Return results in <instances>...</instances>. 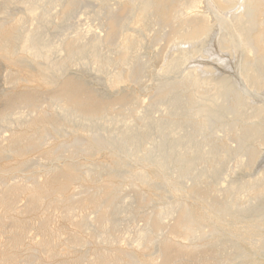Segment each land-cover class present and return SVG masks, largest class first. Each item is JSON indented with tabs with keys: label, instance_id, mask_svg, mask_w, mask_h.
<instances>
[{
	"label": "bare ground",
	"instance_id": "bare-ground-1",
	"mask_svg": "<svg viewBox=\"0 0 264 264\" xmlns=\"http://www.w3.org/2000/svg\"><path fill=\"white\" fill-rule=\"evenodd\" d=\"M1 1V7L9 5L8 7L10 8V4H22L23 7L25 5L26 16L32 18V21L35 19L33 22L31 20V22L29 21L31 25L32 23L34 24L36 18L39 17V19H43V22L45 21L44 23L47 21L51 27V22H48L50 18L49 10H52V13H54L53 11L57 10L55 9L57 5H61L64 10H67L70 5L78 0ZM98 1L105 2L107 0ZM202 5L205 7L201 8ZM59 6H57V8H59ZM4 7L2 8L4 12H6L7 10ZM8 7L7 9H9ZM49 7L51 9H49ZM1 14H3L4 17L6 16V19L0 17V57L24 68L32 66L34 68L33 70L39 73L45 84L57 90L53 96L45 100L48 101L50 107L56 105L55 108H53L55 112L56 107L59 108L58 106H60V112L53 113L41 111L32 94L8 97L7 107L0 116V126L9 123L7 118L14 115L15 112L13 113L11 110L18 101L32 108L35 116L28 120L27 117V119L25 117H20L17 113L18 116L16 115L17 117L14 119V122L17 124L15 125L17 127H25L26 131H31V133L25 134L15 132L9 139L8 145L2 146L0 143V153L25 154L34 146L41 145L45 143L46 140L48 141L51 133L58 134L61 132L68 118L75 119L76 124L72 131L77 135V138L71 143L65 144L49 153V156L56 160L67 158L69 162L63 168H51L47 172V178L44 182L33 179L31 186H9L8 184L0 186V206L3 207L4 211H13L15 209V200L18 193L23 192L29 196V204L26 208L27 211L42 209L47 204L60 205L64 209L65 220L70 221L78 231L86 230L87 228L86 232H88V226L91 223L88 218L86 220L82 217V219L73 221L72 215L74 214L73 210L76 206L86 207L93 205L96 216L102 219L103 222L96 229L92 228L95 230L92 231L91 239H95L97 242L100 240L109 245H114L115 233L119 232L118 228L120 227L118 226L119 224L121 225L119 222L130 219L129 216H133L134 213L133 207L131 209V207L129 208V206H125L124 204L122 205V207H125L124 209H119L121 204L119 208H117L118 210L115 209V203L119 199V193L121 192H118L114 180L126 177L129 179V183L133 188L142 186L151 190V196L141 194L137 199L144 202L147 206L151 207V205H153L158 208L154 214L149 212L152 215H148L145 228L136 232V240L134 239L132 242L136 243V245L143 250H150L152 247L157 248V252H159L160 256L164 259L163 264H232L235 262H242L249 259L251 256H255L246 251L243 245L245 243L249 244L251 249L256 250V252L260 249H263L262 252H264V235L262 234L264 232V203L263 206L261 205V207L256 210H254L252 204L249 206L245 205L247 208H244V210V204L242 206V203L239 204L238 201L241 194H247L249 198H251L250 201L262 199V196H264V166L259 169V173L252 183H229L224 188H217L216 186L219 184H216V182L207 183V177L198 169V166L202 164L211 165L213 167L217 160L221 161V159L228 160V163H231L234 159L236 161V163L235 161L234 163L238 164L239 167H243L244 162L248 163L251 167H255L261 159L262 148H264V100H247L242 93H246L248 90L255 94L254 96L257 95L258 98L261 96L262 98L260 97V99H264V0H120L115 9L106 7L95 14L97 18L102 20L103 24H101L104 26L103 28L106 29V35H104V38H101V36L95 37L89 44L83 42L85 38L82 34H76L75 37L70 38L74 33L69 35L70 33L68 32V38L66 33H64L67 27H64V32L58 27L57 31H61L58 33H60L61 36H59L62 38H56L58 37L57 33L54 37L58 39V41L50 44L48 40L54 39L50 35L47 41L41 38L40 32H42L43 36L44 34H48L45 29L48 24L45 26L41 20H37L38 22L35 23L38 25L36 26L38 30L30 31L32 25L31 29H26L28 32L24 31V33L19 34L15 30L18 21L15 19L7 20V16L9 15L8 11V15L6 13L5 15L4 13ZM56 15L58 14L56 13ZM17 19H19V17ZM49 21L51 20L49 19ZM19 22H21V19H19ZM42 23L45 28L42 26ZM41 26L44 29L39 28ZM134 27L138 29L135 30L140 33V38H134L131 34L130 30L132 31ZM157 27L160 30V33H157L158 35L155 30ZM22 29L25 30V26L22 27ZM43 30L46 33H43ZM62 32L65 35H63ZM154 33L155 35H153ZM94 35L97 34L94 33ZM211 35H214V38H216L215 43L218 47L215 46L219 50L217 53L219 54V52H221L222 55H227L232 59V63H234L233 60L236 61L235 66L238 69L236 73L239 72V78H241L242 84L244 83L245 89H247L244 92L237 89V81L235 80L236 83L234 82L236 76L232 77V79L228 76L229 79H231L230 81L227 79V75L215 72V74L220 73L227 77L224 78L222 75L223 78L219 76L220 78L217 79L213 76L214 67L211 68L207 66L208 64L201 69L200 76L193 71L186 73V76L181 78L182 80L176 78V80L178 79L179 81H173V79L171 81V78H169L170 76H167L168 74L172 75V73H180L179 71L177 72L178 65L185 58L194 57L201 52L204 53L203 51H206V53L211 52V49L208 50L204 48L205 45L207 46L209 44L204 45V43H207L205 42L206 39ZM146 37L158 41H166L169 46L171 45V47H174L173 49H175L174 51L177 55L176 57H174V55L167 61L163 57L164 62L167 63L162 69V75L168 77L167 81L164 79L165 82L161 84H159V81L158 87L156 83L155 88L157 94L155 96L156 99H154L153 104H151L152 107L150 106V108L148 105L146 109L147 113L143 112L141 116L139 114L140 117L137 119L142 123H146V121L150 119H148L149 115L146 117L145 114L151 111L150 114L152 115L153 106L160 105V102L167 99L173 92L178 94L176 90L182 87L183 89H179V91H183V95L180 91L182 96L180 97L178 95V97H176L178 100H174L175 102L169 103V105L166 106L167 110L170 109L172 118L166 119L163 117L153 122L154 128L160 133V140H164V134L167 128L173 129L172 134L176 135L178 132L182 131L185 126L189 127L190 125H194V128L196 127V131L201 134L202 138L200 141L188 139L184 144V148H182L179 141L171 140L168 150H146L145 147L142 151L137 150L138 144L149 137L146 130L139 127L135 131L122 117L121 119L119 117V119H108V112L113 109L115 106L114 103H109L107 97L98 95L88 84L79 83L77 79L73 77H63V75L65 76L66 70L71 69V66L76 64L80 65L82 69L84 66L90 64L95 71L99 73L109 67L120 66L122 68L120 72L109 75L106 78L105 81L109 88L115 89L119 84L126 81L135 82L142 68L134 65L133 62L137 60V57L132 56L131 50L134 47L137 49V46L140 45L142 40ZM118 40L119 43L114 45V42ZM211 43L213 44V41ZM211 43L209 44L210 46ZM102 45L108 47L105 46V48L108 49H105L107 52L105 50V53L99 52L98 49ZM112 46H114L115 49L111 48ZM183 46H187V48ZM168 49H166V51H168ZM62 52H65V55H60L59 59L57 56L56 59L58 61L55 62L56 59L53 60L55 63L51 62L50 59V61L46 62L48 65H46V63H43L44 65L42 64L43 60L41 59L49 60L50 54L59 55V53ZM110 52H115L116 57H110L112 56ZM206 53L204 55H206ZM217 53L214 54L217 55ZM25 55L31 56V59L29 58L31 60L30 62L25 58ZM212 56L213 52L211 54V57ZM227 56L225 58H227ZM223 57L217 59L215 56L214 58L216 61H221L222 63L220 62V64L225 68L226 66L229 68L230 62L226 61L225 64V58ZM229 58L228 60H231ZM216 61L214 60L213 62L217 63ZM49 62L51 63L49 64ZM217 70L219 69L215 71ZM223 71L225 70L223 69ZM201 74L203 75L201 76ZM236 75L238 77V74ZM168 79L170 81H168ZM9 80H12L11 76H9ZM139 80L140 79H138V81ZM233 82L236 85H234ZM13 83L15 84V82ZM207 88H209V90ZM153 90L155 91L154 88ZM205 93H208L206 97H204ZM124 99L125 97L121 96L116 105L124 110V113H127L126 111L131 112V107H126ZM169 101L170 99L165 101L166 105ZM171 101H173V99ZM199 102L200 105L198 104ZM122 103H124V105H122ZM182 105L185 106L183 109L186 115V119L183 122L181 121L183 124L185 123L184 125L178 122V119L182 118L180 116ZM166 115L168 116V113ZM185 115L183 114L184 117ZM142 123H140V125ZM147 125H150V123ZM111 126H115L114 130L116 128L118 129L114 133L109 134L108 130L109 128L112 129ZM14 129H16V127ZM220 133L224 135L223 137L232 138L234 142L237 143L238 149L236 148L237 152L235 151L236 153L234 155L232 154L234 152H232V150L234 149H230V146L224 143L221 146L215 144L209 145V140L212 137L211 135L214 136L215 143L216 140H221L220 138H222V135ZM191 135H193V133ZM209 136H211L210 139ZM225 140L228 139L225 138ZM226 142L227 144L231 143H228V141ZM121 147L123 148L122 150H120ZM105 150L109 151L113 160L117 158L119 165L123 168L120 174L112 175L108 163H101L93 169L83 172H81L75 164L76 159L79 157H92L94 154ZM197 153L199 154L198 156L196 155ZM193 156L195 158H193ZM231 157L232 159H230ZM222 163L221 161V165L223 166ZM217 165V167H213V171H218L220 169V163ZM238 165H235V168L236 166L238 168ZM146 168L153 169L154 174L150 175L145 170ZM221 171L220 173L223 175V169ZM208 175H210V173H208ZM104 178H106L105 182H103ZM60 179L69 182L64 184L65 186L77 180H89L93 182L95 186L91 190L85 189V196L81 200L68 201L64 199L61 193V189L65 188L64 185L54 188V184L59 182ZM184 180L188 182L189 180L190 182L192 181L193 186L191 188L185 187L183 185ZM187 181L186 183H188ZM222 193L228 195L230 198L229 201L223 204L217 201L218 196L223 195ZM164 195L170 196V198H168L170 200L172 199V201L167 206H161L162 208H160L158 203H161V205L163 204L159 201ZM244 197L246 198V195ZM185 198L192 199L191 204L186 203L184 200ZM245 198L243 201L246 203L247 200L245 201ZM131 199L133 198L129 200ZM182 199L184 201H182ZM262 200H264V197ZM132 203L131 206H134ZM126 207H128V209H126ZM239 207H242V209L240 208L239 210ZM175 214V226L173 227V231L180 234L188 245L182 244L183 241L180 243L179 239H177L179 243L175 242L176 240L173 241L171 238L165 240L158 239V232L162 228L163 219ZM121 216H124L125 219L122 217V221L117 223V219ZM4 217H0V229H2L5 224ZM244 220H247L246 224L244 226H238L239 222ZM41 225L46 227L47 222L43 220ZM21 229L22 227L17 226L10 230L9 235L11 236V242L9 243V249L15 248L20 243L24 234ZM204 229L208 230L203 232L202 230ZM227 234H231L233 237L232 239H234L233 245V241H231V244L228 243V245H232L229 246L233 254L231 260L224 258L223 255L226 254H209L200 251L201 248H212L213 246L215 247V245H222L223 241L221 238ZM206 239L213 241L211 245L204 243ZM65 240H67L68 245L67 251L63 254L64 256L77 252L78 247L83 248L91 241L76 237L74 234ZM56 242L55 235L52 232L47 233L46 237L38 242L36 248H31L29 250V253L22 263L38 264L39 252H44L48 258L52 259L56 256ZM220 247L221 246H219V248ZM222 247L224 251L222 253H225L226 247ZM216 248H218V246H216ZM85 251H83V253ZM92 258L91 260L89 259L87 264L138 263L135 254L114 249L99 251ZM19 261L20 260H18V262ZM58 264L67 263L62 262Z\"/></svg>",
	"mask_w": 264,
	"mask_h": 264
},
{
	"label": "rangeland",
	"instance_id": "rangeland-1",
	"mask_svg": "<svg viewBox=\"0 0 264 264\" xmlns=\"http://www.w3.org/2000/svg\"><path fill=\"white\" fill-rule=\"evenodd\" d=\"M119 1L120 0H107L105 2H99L98 0H78L75 3H73L72 5H70L67 8V10H64L61 5L60 6L57 5V6H59V8H57V6H56L55 9H57V10L59 9L58 12H57V10H55V11H53L54 13H52V10L51 11L49 10V12H50V14H49L50 18L49 19L51 21H49V19H48V22H51V27H50L49 23H47V21H46V23H44L45 21L43 22V19H41V18L39 19V17L36 18V22H34V24L32 23V25H33L32 26L30 23L32 21V18H30L29 16H26V11H25L26 6L24 5V7H23L22 4H15V5L10 4V8L8 7L9 5H7L6 7L2 6L8 11L9 15L7 14V11L4 12V9L0 6V17L1 18L4 17L3 14H1V13H4V15L6 13L8 15L7 20L15 19L16 21H18L16 23L15 30L19 34L24 33V31H27L26 29H31V26H32V29L30 31L38 30V27L36 29V26H38V25H36L35 23L38 22L37 20H41L45 24V26H46V24H48L46 26L47 28H45V26L42 23V26H44V28L46 29V32L48 34L47 35L44 34V36H43L42 32H40L41 38L45 39L47 41V39L50 35L52 38H54V39L48 40V42L50 44H53L56 41H58V39H55L54 36H56V34L61 29H62L61 31H63V30L65 31V29H66V31L65 32L63 31V32L66 33L67 37L74 33L72 35V37L70 36V38L75 37L76 34H82L85 38L83 42L84 43L86 42L85 44H89L90 42L93 41V39L95 37L101 36V38H104L105 37L104 35H106V29L103 28L104 26L102 25L103 24L102 20L97 18L95 16V14L97 12H99L100 10L105 9L106 7L115 9L117 7ZM7 7L9 9H7ZM51 7H53V6H51ZM202 7L204 8L205 6L202 5L201 8ZM49 9H51V8L49 7ZM53 10H54V8H53ZM61 11L64 13H62ZM56 13L58 15H56ZM12 15L14 16V18ZM16 17L17 18L19 17V19H21V22H19V19H17ZM2 19H6V16ZM41 21H39V22H41ZM38 24H41V23H38ZM100 24L102 25V27ZM24 26H25V30L22 29V27H24ZM42 26L39 28L44 29ZM54 27H56V28H54ZM58 27H60V30L57 31ZM64 27H67V28L64 29ZM52 28H54V29H52ZM135 29H137V28L134 27V28H132V31L130 30L131 34L134 36V38H140V33L137 31L138 29L137 30H135ZM155 30H156V34L160 33V30L158 27L155 28ZM46 32L43 30V33H46ZM68 32L70 33L69 35L67 34ZM64 33H63V35H65ZM92 33H93V35H92ZM94 33L97 35H94ZM59 35H60V33H58V35H57L58 37H56V38L61 39L62 37L60 38L61 35L60 36ZM153 35H155V33ZM148 38H150V37H146L144 40H142V43L137 46V49H136V47H134L131 50L132 56L137 57V60L133 62L134 65H137L139 68L140 67L142 68V71L138 74L135 82L134 81H126V82L119 84L115 89L109 88V86L106 84L105 80L109 75H113L115 73L120 72L122 69L120 66H112V67H109L108 69H105L104 71L99 73V72H96L95 69L93 68V66L90 64L87 66H84L83 69L80 65L76 64L74 66H71L72 67V68L70 67L71 69L66 70L65 76L63 75V77L64 78L73 77V78H76L79 83L88 84V86L90 88L92 87L91 89L93 91H95L98 95L103 96V97H107L109 103H114L115 106L113 107V109H111L108 112V115H107L108 119H115L118 117L121 119V117H122L123 119H125V121L128 122L129 125H131L132 129H134L135 131L139 127L146 130L148 132L149 137L146 140H143V142L138 144L139 146H138L137 150L142 151V150H144V147L146 148V150L147 149H155L156 151L160 150V149L168 150V147H169L171 140L179 141L180 144L182 145V148H184V144L188 139H191L193 141H200L202 138L201 134H199L196 131V129H195L196 127L194 128V125H190L189 127L185 126L183 128V130L178 132V134H176V135L172 134L173 129L167 128V130L165 131V134H164L165 135L164 140L161 139V140H163V141H161L159 138L160 133L158 130H156L154 128V122H153V121L161 119L163 117H165L166 119L172 118V113L170 115L171 111H170V109L167 110L166 106H168L169 103H173L176 100H178V98H176V97H178V95L180 97L183 95V91H181L183 88L182 87L179 88V89H181L180 91L182 92V95L180 94L179 89H177L176 92H178V94L173 92L172 95H170L167 98L168 100L170 99V101L168 102L167 105L165 102V101H167V99H165V100L160 102V105L158 104V105L153 106L154 108L152 109V115H151L150 114L151 111H149V110L152 107L151 104H153L154 99H156L155 98V96L157 94V90L155 88L156 83H157V87H158L159 86L158 82L160 81L159 84H161V83L165 82V80L167 81V78L169 76H170L169 78H171L170 79L171 81H172V79H173V81L174 80L179 81L178 79L182 80L181 78H184L186 76V73H189L190 71L191 72L193 71L197 75L200 76L201 69L203 67H205L206 64H208L207 66H210L211 68L214 67L215 70L216 69H219V70L221 69L222 71H223V69L225 70L222 72L221 70L215 71L213 69L214 70L213 76H215L217 79L220 78L219 76H221V78H223L222 77L223 74L227 75V77L229 76L231 79H232V77L236 76V78L238 80L236 78L235 79L233 78L235 83L237 81V85L233 82L234 85H236L238 87V88L237 87L236 88L240 89L241 92H244L247 89H245L246 87H245L244 83L242 84V82H241L242 80H241V78H239L240 77L239 72L236 73V70L238 71L237 67L235 66L236 61L233 60L234 63H232V59L229 58L227 55H224V54L222 55L221 52H219V54L217 53V51H219V50L217 48L218 46L215 43L216 38H214V35H211L208 39H206L205 42H207V43H204V45L208 44V43L210 44L212 41H213V44L215 43L214 45L211 43V46L208 44L210 47L208 45L204 46V48H206L208 50L211 49L210 50L211 52H208L209 54L206 53V51H203L204 53L201 52L200 54H197L194 57L185 58L178 65L180 68L178 67L177 72L179 71L180 73H177V74L172 73V75L168 74L167 75L168 77H166V75H162V69L165 67V64L167 63V62H164L163 57L166 61L171 59V57H173L174 55H175L174 57H176L177 54L174 51L175 49H173L174 47H171V45L169 46V44L166 41H158V40H155L153 38L152 39L151 38L148 39ZM114 43H115L114 45H116V43H119V40L115 41ZM103 46L104 45L100 46V48L98 49L99 52H101V53H105V51H106L105 49L108 48L106 45L105 46L107 48H105V46L104 47ZM213 46H215V47H213ZM183 47L187 48V46H183ZM211 47H213V48H211ZM101 48H103V49H101ZM111 48L115 49L114 46H112ZM166 49H168V51H166ZM111 50H113V49H111ZM113 51H115V50H113ZM212 52H213V56L214 57L216 56L217 59L220 57H223V56H224L223 58H225L227 56V58L224 59V61H225L224 63L226 64V61H228L231 63L232 66L233 65L234 66L232 67L229 63V68H227L228 66H226V68H225L222 64H220L221 61L220 62L218 60L216 61V59L213 56L211 57ZM110 53L112 55V56H110V54H109L110 57H116L115 52L114 53L110 52ZM165 53H166V56H165ZM168 53H170V54H168ZM205 53H206V55H204ZM214 53H217V55ZM60 55H62V56L65 55V52L59 53V55H56V54L51 55L50 54L49 56L51 58L48 56L49 60L48 59H41V60H43L42 64L43 63L45 64L46 62L50 61V59H51V62L55 63L56 61H58L56 59V57L58 56L57 58L59 59ZM30 57H31L30 55L29 56L25 55V58L29 62L31 61ZM228 58L231 60H228ZM54 59H56L55 62L53 61ZM214 60L217 63L213 62ZM39 62L41 63L40 60H39ZM51 62H49V64ZM228 62H227V64H228ZM46 65H48V63H46ZM75 66H76V68H75ZM222 67H223V69H222ZM33 69L34 68L32 66H29L26 68L21 67V66H17L13 62L8 61V60L0 57V116L3 113V111L5 110V108L7 107V98L8 97H10V96H25L26 94H32L34 96V98L36 99V104L38 105V107L41 111H47V112H53V113L55 112L54 111L55 109H53V108H55L56 105L54 107H50V105L47 101L48 100L47 98H49L50 96H53L57 90L54 89L53 87L45 84L44 81L42 80L41 76L39 75V73H37ZM215 72H220L223 74H220V73L215 74ZM218 74H220V75H218ZM236 74H238V77ZM202 75L203 74H201V76ZM9 76L12 77V80H9ZM158 76H160L161 78ZM227 77L224 76V78H227ZM229 77L227 79H229ZM176 78H178V79L176 80ZM14 79H15V81H14ZM138 79H140V80L138 81ZM231 79H229V80L231 81ZM170 80L168 79V81H170ZM13 82H15V84ZM243 86H244V88H243ZM153 88L155 89V91L153 90ZM207 89L209 90V88H207ZM207 89H205V90H207ZM247 91H246V93H242V94H244L245 99L255 100V101H259V100L263 101L264 100V99H260L261 96H259V98H258L257 95L254 96L255 94H253L250 91H248V92H250V93H248ZM174 94H176V95H174ZM207 94L208 93H205L204 97H206ZM121 96L125 97L124 103H125L126 107H131V112L126 111L127 113H124V110L120 109L119 106L116 105ZM45 99H47V100H45ZM133 99L135 102L133 101ZM172 99H173V101H171ZM124 103H122V105H124ZM130 104H131V106H130ZM198 104L200 105V102ZM51 106H53V105H51ZM147 106L148 107L151 106L148 110L149 113L145 114L146 117H147V115H149L148 119H150V120L146 121V123H142L137 118H139L141 115H143L142 114L143 112L147 113V111H146ZM58 107L60 108V106H58ZM184 107L185 106L182 105V112L180 115L182 118L178 119L179 124H183L182 122L186 119L185 110L183 109ZM59 108L56 107L55 113L60 112ZM57 109H59V110H57ZM160 110H162V111H160ZM11 111L13 113L14 112L15 113L11 117L7 118L9 123L4 124L5 126L2 125L4 127L0 126V130H1L0 131V143L2 146L8 145L9 139L11 138V136L15 132H20V133H25V134L31 133V131L27 132L25 127H20V126L17 127L16 126L17 124L14 122V119H16L18 114L20 115V117H25V118L27 117L28 120L32 119L35 116L33 109L23 105L21 101H18V103L14 106V108ZM32 113H33V115H32ZM167 113H168V116L166 115ZM139 114H140V116H139ZM162 114H164V115H162ZM183 114L185 115V117L183 116ZM128 116H129V118H128ZM10 120L12 121V123ZM130 120H132V121H130ZM133 122H135V123H133ZM140 123H142V124L140 125ZM148 123H150V125H147ZM75 124H76V121L74 118H68V120H66V122H65V126H64L65 128L63 127L61 132H59L58 134H52L51 133V136L48 138V141L46 140L45 143H43L41 145L34 146L33 148L28 150L23 155L0 153V186H2L3 184H8L9 186H12V185L31 186V184L33 183V179L37 180L39 182H44L47 178V172L51 168H53V167L63 168L64 166H66V164L69 162V160L67 158L66 159L62 158V159L56 160L53 157L49 156V153L52 152L53 150H56L57 148L64 146L65 144L71 143L74 139L77 138V135L74 134L72 131ZM135 124H136V126H135ZM13 125L16 127V129H14L15 127ZM142 125H144V126H142ZM111 127H112V129L109 128V130H108L109 134L114 133L118 129V128H116L114 130L115 126H111ZM192 133H193V135H191ZM196 135H198V136H196ZM221 135H218V136H221ZM211 136H209V139L211 137V139L213 138L212 139L213 141L210 139L209 145L215 144L217 146H221L224 143L227 146H230L229 147L230 149H234V150H232V152L234 151L232 153L233 155L237 152L236 148L238 149V145L236 142H234V140L232 138L223 137L224 135H222V138H220L221 140L218 139V140H216V143H215L214 142L215 141L214 136L213 135H211ZM225 138L228 140H225ZM226 141H228V143L229 142H231V143L227 144ZM220 143H222V144H220ZM211 146H213V145H211ZM140 148H142V149H140ZM122 149L123 148L121 147L120 150H122ZM196 155L198 156L199 154L197 153ZM196 155H195V157H196ZM195 157L193 156V158H195ZM230 159H232V157ZM221 161L223 162L222 163L223 166L221 165ZM221 161L217 160L218 163L216 162L215 163L216 165L214 164L213 167H217L218 166L217 164L220 163V165L223 168L221 166H219V168L223 169V175H222V173H220V172H222L221 171L222 169L221 170L217 169L218 171H216V170L213 171V167L211 165H203L202 164V165L198 166L199 168L197 167L207 177V180H206L207 183L208 182H216V184L217 183L219 184L218 186L215 185L217 188H224L229 183H240V182L252 183L254 181V179L257 177V174L259 173V169L262 166H264V148H262L261 159L258 162L257 166H255V167H251L246 162L243 163L244 165L242 164L243 167H239L238 164H235L236 161L234 159L232 160L233 162L231 161V163H228V160L226 161V160L221 159ZM234 161H235V163H234ZM229 162H230V160H229ZM101 163H108L109 164L110 169H111L110 171H111L112 175L120 174L121 171L123 170L122 166L119 165L117 158L113 160L110 156L109 151H106V150L99 152V153H96L92 157H79L78 159H76V162H75V164L81 170V172H83L85 170H91ZM235 165H238V168H237V166L235 168ZM145 170L150 175L154 174L153 169L146 168ZM208 173H210V175H208ZM187 180H184L185 182L183 181V183H184L183 185L185 187L187 186V188H191L193 186V182L192 181L190 182V180H189V182H190L189 183ZM215 180H218V181H215ZM105 181H106V178L103 179V182H105ZM114 181L116 182L118 192H121V193H119V196H120L119 199L115 203V209L118 210L117 208H119L120 204H121V206L119 209H122V208L124 209L125 207L124 206L122 207V205L124 204L125 206H129V208L131 207V209L133 207V210H134V213H133L134 217L131 215L132 218H134V219H132L131 216H129L130 219H125L124 216L119 217L118 219H120V220L117 219V223L119 221H122L123 218L127 221L123 220L122 222H119V223H121V225L119 224V226H118V227H120V228H118L119 232L115 233V243L113 242L114 245H112V244L109 245V244L102 242V241L97 239L99 242V244H98V242L95 239H91L92 231H94L103 222L102 219H99L96 216L95 208L93 205H89L86 207L76 206L74 208L75 211L73 210L74 214L72 215L73 221L82 219V217H83V219L85 218L86 220L88 218L89 222H91L89 225L91 227L88 226V229L90 232L89 231L86 232L87 228H86V230L78 231L76 229V227L72 223H70V221L65 220L64 209L60 205H56V204L48 205L47 204L42 209H39L36 211H27L26 208L29 204V196L26 193L20 192V193H18V195L16 197L15 209L13 211L6 212V211H4L3 207L0 206V217L5 216L4 218L6 219V220L4 219L5 224L3 225L2 229H0V264H23L22 261L25 260L27 254L29 253V250L31 248H36L38 242L43 240L44 237H46V234L49 232H52L56 237V241H57L56 242V249H55L56 256L53 257L52 259H50L47 257V255L44 252H39L38 264H55V263L58 264V263H62V262H65L67 264H77V263L78 264H87L89 259L90 260L93 259L92 257H94V255L97 252L102 251V250H106V249H109V250L114 249V250H118V251L133 253V254H135V256L137 257V260H138V263H136V264H139V263L140 264H163L164 259H163V257L160 256L159 252H157V248L152 247L150 250H143L141 247L139 248L136 245V243L132 242V241H134V239L136 240V237H137L136 232L138 230L140 231L142 228H145L146 223L148 221V215L150 216V215L154 214L158 209V208H156L157 206H153V205H151V207L147 206L144 202L137 199L139 196H141V194L151 196V190L147 187H142V186L137 187L138 189L133 188L129 183V179L126 177H124L122 179H116ZM186 181L188 183H186ZM67 183H69V182L66 180L60 179L59 182L54 184V188L61 187ZM94 186H95V184L89 180H86V181L77 180V181H74V182L66 185L65 188L61 189V193H62V196L64 197V199H66L68 201H79L85 196V192H84L85 189L91 190L94 188ZM245 195H246V198L244 197ZM168 197L170 198V196L164 195L163 198H165V199L162 198L159 201V202L163 203L162 205H161V203H158V206H160V208H162L163 206H167L172 201V199L170 200ZM263 197L264 196H262V199H263ZM130 198H133V199L129 200ZM244 198H245V201L247 200L246 203H249V204H246L243 201ZM250 199L251 198H249V196L247 194H241L239 196L238 201H239V204L242 203V206L244 204L243 209L244 208L246 209L247 206H249L251 204L253 205L254 210L259 209L261 207V205L263 206L264 200H262L261 198H260L261 200L260 199L251 200L252 202L250 201ZM184 200L188 204L189 203L191 204V202H192V199H186L185 198ZM184 200L182 199V201H184ZM229 200H230L229 196L225 195V194L219 195L217 198V201H219L222 204L225 203L226 201H229ZM121 201H122V203H121ZM126 201H128L129 203ZM253 202H255V203H253ZM131 203H132V205L134 204V206H131ZM165 203H166V205H165ZM245 205H247V206L245 207ZM240 208L242 209V207H239V210H240ZM126 209H128V207H126ZM244 210H243V212H244ZM149 212L150 213L152 212V214H150ZM136 214H138V215H136ZM242 214H244V213H242ZM167 217L168 218L165 217L162 221V225H161L162 228L160 230L161 232L160 231L158 232L159 233L158 239L159 240H162V239L165 240V239L171 238V239H173V241L176 240L175 242L179 243V241H180V243H181L183 241L182 244L188 245V243H186V241L184 240V238L180 234L175 233L173 231V227L175 226L176 214L171 216V217L170 216H167ZM126 218H128V217H126ZM43 220L47 222L46 227H43L41 225V222H43ZM246 222H247V220L241 221V222H239L238 226H244L246 224ZM17 226L22 227L21 230H23L24 234H23L21 241L18 244V246H16L15 248L9 249V243L11 242V236L9 235V232H10V230L14 229V227H17ZM92 228H95V229H92ZM207 230L208 229H206V230L204 229L202 231L204 232ZM134 232H135V234H134ZM73 234L76 237L91 240V241L88 245L84 246L83 248L78 247L77 252L69 254L68 256H64L63 254L67 251V245H68L67 240H65V239H67L69 236H71ZM262 234L264 235V232ZM160 235H161V237H160ZM232 238L233 237L231 234L224 235V237L221 238V240L223 241L222 245L218 243L219 245H215V247L212 245L213 246L212 248L205 247L204 249L201 248L200 251H204V252H207L209 254H214V253L215 254H221V255L226 254V255H223L224 258L227 260H231L233 257L232 256L233 254H232V250L229 246H232L234 243V239H232ZM177 239H179V241ZM231 241H233L232 245H228V243L231 244ZM211 242H213V241L208 240V239H206L204 241V243H206L207 245L208 244L211 245ZM226 244H227V246H226ZM243 245L249 254H251V255L254 254L255 256L254 257L251 256L252 258L250 257L249 259H247L245 261L235 262L232 264H264V252H262L263 249H260L256 252V250L251 249L249 244L245 243ZM216 246H218V248H216ZM219 246H221V247L219 248ZM222 246L226 247L225 253H222V252H224ZM88 247H89V249H88ZM85 250L86 251L88 250L87 254H86ZM92 250H94L95 252ZM83 251H85V252L83 253ZM18 260H20V261L18 262ZM106 264H109V263H106ZM110 264H114V263H110ZM182 264H189V263H182Z\"/></svg>",
	"mask_w": 264,
	"mask_h": 264
}]
</instances>
